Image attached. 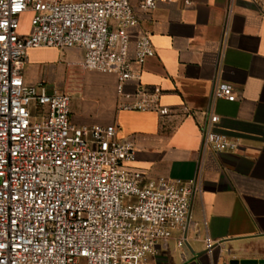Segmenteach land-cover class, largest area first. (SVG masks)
<instances>
[{
    "label": "built area",
    "instance_id": "obj_1",
    "mask_svg": "<svg viewBox=\"0 0 264 264\" xmlns=\"http://www.w3.org/2000/svg\"><path fill=\"white\" fill-rule=\"evenodd\" d=\"M159 1L0 0V264H145L185 232L198 178L146 179L130 166L136 148L118 136L120 125L75 124L68 90L24 76L30 49L78 48L84 70L115 75L118 93L136 96L125 109L156 108L145 88L133 94L126 84L140 82L156 54L151 34L132 30ZM26 12L31 30L22 34ZM214 95L239 99L223 80ZM219 120L211 114L205 150L236 152L238 142L214 129ZM185 241L177 237L179 247Z\"/></svg>",
    "mask_w": 264,
    "mask_h": 264
},
{
    "label": "crops",
    "instance_id": "obj_2",
    "mask_svg": "<svg viewBox=\"0 0 264 264\" xmlns=\"http://www.w3.org/2000/svg\"><path fill=\"white\" fill-rule=\"evenodd\" d=\"M137 6L138 0H130ZM162 0L153 14L140 12L132 31L150 33L156 50L139 87L156 108L130 110L117 91V77L82 68L78 48H32L24 70L28 84L46 83L72 94L71 117L78 125L118 124L131 140V167L146 179L198 178L191 199L184 246L175 235L145 264H230L264 258V0ZM31 13L32 17V12ZM31 21L20 25L28 34ZM134 44L131 56H134ZM87 77L102 78L85 83ZM231 83L239 99L216 98L218 81ZM158 108H168L161 114ZM216 131L238 142L236 152L204 148L211 114ZM206 237L214 240L210 251Z\"/></svg>",
    "mask_w": 264,
    "mask_h": 264
},
{
    "label": "rangeland",
    "instance_id": "obj_3",
    "mask_svg": "<svg viewBox=\"0 0 264 264\" xmlns=\"http://www.w3.org/2000/svg\"><path fill=\"white\" fill-rule=\"evenodd\" d=\"M29 21H31V13L26 12L23 15H21L20 25L23 24V23L27 24ZM93 71H96V70H93ZM96 80L99 81V80H106V79H102V78H98V77L97 78H95V77H87L85 79V83L88 86L89 83H92V82H94Z\"/></svg>",
    "mask_w": 264,
    "mask_h": 264
},
{
    "label": "water",
    "instance_id": "obj_4",
    "mask_svg": "<svg viewBox=\"0 0 264 264\" xmlns=\"http://www.w3.org/2000/svg\"><path fill=\"white\" fill-rule=\"evenodd\" d=\"M230 264H264V258H244V259H232Z\"/></svg>",
    "mask_w": 264,
    "mask_h": 264
}]
</instances>
